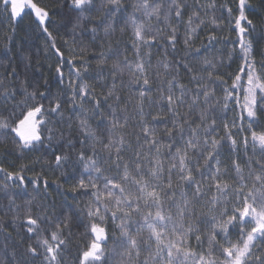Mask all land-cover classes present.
Returning <instances> with one entry per match:
<instances>
[{
  "label": "snow or ice",
  "instance_id": "1",
  "mask_svg": "<svg viewBox=\"0 0 264 264\" xmlns=\"http://www.w3.org/2000/svg\"><path fill=\"white\" fill-rule=\"evenodd\" d=\"M56 6L67 9L59 24L70 25L73 35L102 30L107 37L118 25L121 33L130 30L135 59L114 61L111 84L101 85L107 90L99 95L86 82L93 69L83 57L78 67L67 62L66 86L55 95L47 79L20 80L12 63L0 74V140L11 139L18 154L11 171L0 161V189L11 184L26 193L31 185L47 194L44 170L67 177L71 167L76 183L69 191L91 197L84 219L71 208L53 219L44 205L33 213L34 197L22 211L10 195L13 226L19 221L27 241L19 264H65L74 224L83 232L73 264H264V21L258 28L249 0H194V7L187 0H58ZM0 13L13 31L30 17L59 58L55 72L65 85L54 10L43 0H0ZM206 28V43L196 47ZM225 28L234 35L216 34ZM217 44L231 46L226 57L209 55ZM153 49L162 50L155 65ZM109 51L120 55L111 45ZM109 59L100 53L94 78H105ZM233 64L234 73L220 71ZM125 86L134 95L121 116ZM130 121L134 144L125 133ZM29 153L39 155L25 162Z\"/></svg>",
  "mask_w": 264,
  "mask_h": 264
},
{
  "label": "trees",
  "instance_id": "2",
  "mask_svg": "<svg viewBox=\"0 0 264 264\" xmlns=\"http://www.w3.org/2000/svg\"><path fill=\"white\" fill-rule=\"evenodd\" d=\"M45 4H48L55 12L53 20L57 22V27L54 29V35L56 36L57 46L64 53L63 59L65 61L64 73H65V85H60L55 68L59 63V58L50 48L46 46L45 37L38 33L31 24L30 17H25L20 20L15 25V30L13 31L12 23L7 19L6 14L0 13V74L8 70L7 66L12 63L17 66L20 80L27 78L29 81H35L39 84H43L44 80L48 81V88L50 92L55 95L62 87L66 86L69 67L67 62L74 59V53L72 49H75L76 56L81 59L83 57L92 66L93 72L90 73L89 77H86V82L92 85L96 93L99 95L102 91H106L103 88V84H111V77L108 75L111 64L116 60H123L124 55H127L129 60H134L135 57L132 53L130 46L131 32L130 30L121 33L119 30V25L117 30L111 36H105L102 30H99L97 35L94 37L90 32H86L83 35L78 31L75 35L71 33V26H63L59 24L61 18L67 12V9L58 8V0H43ZM62 2V0H61ZM203 2V0H202ZM224 0H217L218 4L223 3ZM252 5L249 10L251 13V18L257 24L258 28L261 22L264 21V0H249ZM190 6L194 7V0H187ZM219 15V11L217 12ZM211 16V13H209ZM208 34V29L206 28L200 33V38L196 40V47H201L202 41L206 43V36ZM217 35L228 36L234 35V33H229L227 28L223 32H217ZM67 41V44H65ZM109 45L113 51L119 49L120 55L116 56L113 52L109 51ZM230 45L217 44L216 48L212 50L209 55L219 56L223 54L225 57L230 49ZM101 52L109 55L111 59L108 61L109 67L105 69V78L103 80H98L94 78L95 68L97 59ZM181 55L183 54V49L181 48ZM162 55V50L153 49L152 62L155 65L157 58ZM259 59V56L257 57ZM193 63H196L193 61ZM236 70V64H233L231 68L226 65L221 67L220 71L223 73H234ZM161 72L163 69L160 70ZM227 78V76H225ZM124 81H127L128 76L125 73L123 77ZM187 82V77L184 78ZM119 83V80L117 81ZM231 83V81H229ZM119 95L122 100L118 109V115H125L121 109L125 107V101L129 100L134 95V90H130L127 86L119 89ZM217 95L222 96V92L217 89ZM17 99H21L17 96ZM67 107V106H66ZM234 108V105L232 106ZM128 113L134 112V100L132 103L127 105ZM71 113L66 112L65 116ZM235 111H230L227 113L229 119L235 115ZM93 126H96V122L93 121ZM135 121H130L129 127L125 130L127 138L135 143V131L134 128ZM102 126V125H101ZM162 128L163 125H160ZM79 147V146H78ZM99 147V146H98ZM17 153L14 149L11 139L7 141L0 140V161H3V167L8 168L10 171L11 163L17 159ZM37 153H29L25 155V162H28L35 158ZM75 153H73V156ZM130 155L128 153L125 154ZM45 159H50V156H45ZM19 162V161H17ZM36 171H40V166L36 165ZM45 175L48 179L51 187L48 193L45 194L43 188L39 194L32 191L31 185L28 186L27 192L24 193L20 189L12 186L10 184L7 190L0 189V264H19L21 261V254L27 246V241L23 232V229L19 226V221L16 222L15 227L13 226V216L15 213L10 210L9 196H15V203L19 205L23 211L25 203L27 200L35 198L33 200L32 211L37 213L40 211L38 205H44L46 207L48 215L52 216L53 219L60 217L61 213L66 208H71L74 215H80L84 219V210L90 196L85 195L82 192L73 193L69 191V183H76L74 176L76 173H72L71 167L69 168V175L67 177L61 176L60 171H55L53 169H45ZM111 173L106 172L105 175H110ZM28 176H32L33 173H27ZM83 232L82 228L77 227L75 224L72 227V237L68 248L65 252V264H73L74 257L77 251L78 245L81 243L80 234ZM11 233V235H9ZM145 235H147L145 233ZM193 246H195V241H192ZM15 252V255H13ZM148 252L145 251L141 255V259L146 257ZM120 257H116L119 261ZM35 264H39L37 260Z\"/></svg>",
  "mask_w": 264,
  "mask_h": 264
},
{
  "label": "rangeland",
  "instance_id": "3",
  "mask_svg": "<svg viewBox=\"0 0 264 264\" xmlns=\"http://www.w3.org/2000/svg\"><path fill=\"white\" fill-rule=\"evenodd\" d=\"M73 60L75 61L76 66L78 67L79 64H80V58L76 56V53H74V59H73ZM72 184H74V183H69V184H68L69 187H70Z\"/></svg>",
  "mask_w": 264,
  "mask_h": 264
}]
</instances>
